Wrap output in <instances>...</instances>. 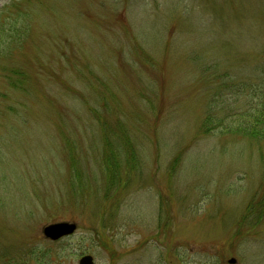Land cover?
Segmentation results:
<instances>
[{
  "label": "rangeland",
  "instance_id": "obj_1",
  "mask_svg": "<svg viewBox=\"0 0 264 264\" xmlns=\"http://www.w3.org/2000/svg\"><path fill=\"white\" fill-rule=\"evenodd\" d=\"M0 32V264H264V138L226 127L264 114V0H0Z\"/></svg>",
  "mask_w": 264,
  "mask_h": 264
},
{
  "label": "trees",
  "instance_id": "obj_2",
  "mask_svg": "<svg viewBox=\"0 0 264 264\" xmlns=\"http://www.w3.org/2000/svg\"><path fill=\"white\" fill-rule=\"evenodd\" d=\"M16 24H14L13 27H15ZM0 34H2V33L0 32ZM7 36H8L9 40H13L16 38V35H14V34L11 36H9V35H7ZM4 41L5 40L0 41V45H2L4 43ZM23 41L21 40V42H18V43L24 47V45H23L24 43H22ZM15 48H16V46H15ZM16 49H14V50H16ZM12 72L13 73L11 75L8 73V75L6 76V78H8V80L10 81L11 85L15 86L16 88L17 87H20V88L24 87L26 84V81L29 78V77H27L28 75L26 74V72L25 71H23V72L17 71L14 69L12 70ZM254 111L255 110H251L250 112L247 111L248 113L246 112L247 114H245L243 116L245 123L243 120H240L239 122L241 123V125H239V127L237 129H235L233 127L226 126L227 131H229V130L236 131L238 133H242V135L250 136V138L251 137L252 138H258V137L264 138V114H260L261 112L254 114V113H252ZM206 121H207V125L211 126L208 129H211L213 127H218V126L222 127L223 126V123H221V121L216 120L213 113H211L210 115L209 114L207 115ZM108 164L110 165V162H108ZM113 168H114V166H113Z\"/></svg>",
  "mask_w": 264,
  "mask_h": 264
},
{
  "label": "water",
  "instance_id": "obj_3",
  "mask_svg": "<svg viewBox=\"0 0 264 264\" xmlns=\"http://www.w3.org/2000/svg\"><path fill=\"white\" fill-rule=\"evenodd\" d=\"M78 229V225L76 222H69V221H61L47 224L42 229V234L44 237L51 241H58L65 237L71 236L75 234ZM95 260L93 255L87 254L84 255L80 260L79 264H94ZM229 263H235L236 259L231 258L229 259Z\"/></svg>",
  "mask_w": 264,
  "mask_h": 264
}]
</instances>
